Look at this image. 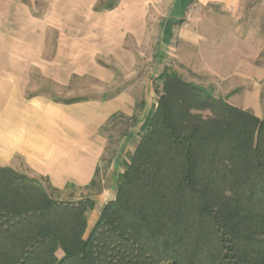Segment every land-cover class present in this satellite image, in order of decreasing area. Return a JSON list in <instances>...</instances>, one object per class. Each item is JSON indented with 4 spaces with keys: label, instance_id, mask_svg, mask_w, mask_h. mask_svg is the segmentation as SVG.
<instances>
[{
    "label": "trees",
    "instance_id": "trees-1",
    "mask_svg": "<svg viewBox=\"0 0 264 264\" xmlns=\"http://www.w3.org/2000/svg\"><path fill=\"white\" fill-rule=\"evenodd\" d=\"M158 78L90 229L91 197L0 166V264H264V118L170 68Z\"/></svg>",
    "mask_w": 264,
    "mask_h": 264
},
{
    "label": "crops",
    "instance_id": "crops-1",
    "mask_svg": "<svg viewBox=\"0 0 264 264\" xmlns=\"http://www.w3.org/2000/svg\"><path fill=\"white\" fill-rule=\"evenodd\" d=\"M32 1L42 4L41 12L32 11L34 5L22 0H0V166L15 169L19 161L59 191L85 187L95 178L106 151L102 130L112 117L136 116L128 133L133 136L136 132L138 135L149 111L137 118L135 93L129 88L106 98L59 100L45 86L70 90L76 77L84 75L103 84L112 82L113 74L99 65L98 59L115 58L123 67L126 63L127 67L132 66V61L125 59L135 55L124 44L128 35L138 41L146 35L140 29L145 22L142 8L139 3L126 0L111 8L107 4L96 8L97 0ZM241 2L172 0L164 41L177 37L184 42L193 41L183 29L173 34L170 27L183 18L188 7L196 5L203 11L196 19L197 25L213 22L210 38L215 43V25L223 22L216 17L217 11L236 12ZM219 32L222 35L223 29ZM200 36L205 42V30L197 32L198 42ZM216 49L214 44L215 56ZM201 50L202 54L208 52L204 45ZM225 71L228 74L222 79L229 87L218 96L264 118V68L250 58H242L236 59L235 64L224 61L214 74ZM146 105V101L140 103L143 110ZM124 140L128 142L127 136ZM114 196L115 189H108L92 197L95 206L87 214L88 226L91 214L98 218L101 208Z\"/></svg>",
    "mask_w": 264,
    "mask_h": 264
},
{
    "label": "rangeland",
    "instance_id": "rangeland-1",
    "mask_svg": "<svg viewBox=\"0 0 264 264\" xmlns=\"http://www.w3.org/2000/svg\"><path fill=\"white\" fill-rule=\"evenodd\" d=\"M22 1L34 5L32 11H42L40 2ZM119 1L97 0L95 7L99 8L106 4L114 5ZM126 1L139 3L145 19L140 29L142 33L145 31L146 35L144 37L141 35L140 41L136 38L132 39V35H128L125 40L126 50L135 55L131 59H125L126 62L132 61V66L127 67L126 63V66L123 67L116 62L115 58L98 59V64L113 74L112 82L103 84L89 75H84L76 77V81L71 84L70 90L47 84L45 86L46 91L52 93L54 98L59 100L78 99L80 97L106 98L129 88L135 93L138 118L143 112L145 114L146 111L154 108L158 92L161 89V81L158 77L165 67L180 74L184 80L209 89L215 96H218L221 91H226L229 87L226 80L222 79L224 78L223 75L228 74L226 73L228 71L221 74L222 76L214 74L215 69L218 73L219 66L224 61H231L232 64H235L236 59L250 58L256 65L264 68V0H242L238 10L233 13L217 11L216 17L223 22L221 24L218 22L215 25L218 32H216L215 43L210 38L213 35V22L201 27L197 25L196 19L203 11L198 9L196 5L188 7L183 18L170 27L173 34L179 33L183 29L188 36L192 35L193 41L184 42L177 37L165 42L164 32L169 30V26L165 25V20L169 17L168 13L172 0ZM192 1L195 2V0ZM85 13L87 14V11ZM222 29L221 35L219 31ZM200 30L201 32L205 30V42L202 41L201 36L199 42L196 40V34L197 32L200 33ZM214 44H217L218 47L216 56L213 53ZM203 45L205 50H208L204 54L201 50ZM143 101L147 103L145 110L140 106ZM132 117L117 115L102 130V134L107 140V147L96 171L93 186L87 188L69 187L64 191L52 192V195L62 200L75 201L84 197L92 198L102 193L103 190H114L115 178L123 169V163L129 160L138 141L137 127L135 128L136 133L133 136H128L136 121V116ZM126 136L128 142H124ZM17 163L16 171L38 177L33 175L22 163L19 161ZM93 215L94 213L89 217L88 229L97 220V216Z\"/></svg>",
    "mask_w": 264,
    "mask_h": 264
}]
</instances>
